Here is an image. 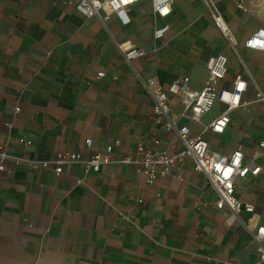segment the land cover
<instances>
[{
    "label": "crops",
    "instance_id": "1",
    "mask_svg": "<svg viewBox=\"0 0 264 264\" xmlns=\"http://www.w3.org/2000/svg\"><path fill=\"white\" fill-rule=\"evenodd\" d=\"M212 1L234 47L203 0H174L164 19L143 0L124 26L114 15H82L76 0H0V149L7 155L0 161V264H264L252 238L264 224V102L255 100L264 93V51L244 45L264 27V0H246V12ZM163 23L169 29L155 39ZM124 40L145 54L126 60L117 48ZM221 53L228 59L222 85L241 74L247 103L230 112L222 133L206 138L218 152L240 148L261 165L236 180V195L253 211L235 215L214 207L205 176L188 158L153 184L119 161L140 142L172 136L155 122L144 82L165 88L186 75L200 89L207 59ZM170 103L177 113L179 103ZM222 108L215 104L205 119ZM116 139L111 162L98 171L84 173L74 162L56 175L40 165L52 151L85 158Z\"/></svg>",
    "mask_w": 264,
    "mask_h": 264
},
{
    "label": "built area",
    "instance_id": "2",
    "mask_svg": "<svg viewBox=\"0 0 264 264\" xmlns=\"http://www.w3.org/2000/svg\"><path fill=\"white\" fill-rule=\"evenodd\" d=\"M143 0H76L75 9L86 17L96 16L105 20L114 15L119 24L124 26L130 22L129 9ZM211 16L213 24L223 33L228 43L234 47V36L220 11L212 0H203ZM236 8L248 11L246 0H229ZM174 0H150L152 12L164 19L172 11ZM167 23L154 27L152 35L161 39L168 31ZM245 47L264 51V27H258L244 42ZM117 48L126 60H132L145 54L144 49L138 48L129 40L117 43ZM227 56L217 54L206 61L207 77L200 89L190 86V77L179 75L164 88L156 79H147L144 86L152 97V114L155 122L159 123L164 132L172 135L166 141L154 137L151 144L138 143L136 149L122 156L119 161L131 165L137 175L144 177L147 184H153L158 179L169 176L176 163L185 158L192 162V168L202 173L206 178L207 188L212 195V202L217 209H228L231 215L241 210L253 211V205L243 204L236 195V180L260 173L261 165L253 158L245 157L240 148L221 153L214 150L206 138L207 132L222 133L230 123V112L247 102L242 95L247 83L241 74H237L230 87H224L222 82L228 72ZM104 71L97 73V77ZM243 85V87H241ZM179 103L177 113H173L170 98ZM256 101L264 102V93L258 91ZM221 104L222 110L205 119L215 104ZM185 123H181V120ZM189 123L199 126L198 131H192ZM7 129L10 123H5ZM118 139L107 144L102 151H94L83 158L79 152L52 151L48 159L41 161L43 167L50 166L56 175L63 172L68 163L81 162L83 172L98 171L102 164L111 162L113 146L119 145ZM87 148L91 140L85 141ZM258 147L264 150V139L258 142ZM7 158L6 152L0 149V161ZM3 166L0 165V169ZM253 241L259 255V261L264 262V224L257 225L252 233Z\"/></svg>",
    "mask_w": 264,
    "mask_h": 264
},
{
    "label": "bare ground",
    "instance_id": "3",
    "mask_svg": "<svg viewBox=\"0 0 264 264\" xmlns=\"http://www.w3.org/2000/svg\"><path fill=\"white\" fill-rule=\"evenodd\" d=\"M214 2V1H213ZM214 4H215V2H214ZM216 5V4H215Z\"/></svg>",
    "mask_w": 264,
    "mask_h": 264
},
{
    "label": "snow or ice",
    "instance_id": "4",
    "mask_svg": "<svg viewBox=\"0 0 264 264\" xmlns=\"http://www.w3.org/2000/svg\"><path fill=\"white\" fill-rule=\"evenodd\" d=\"M241 87H243V85H241Z\"/></svg>",
    "mask_w": 264,
    "mask_h": 264
}]
</instances>
